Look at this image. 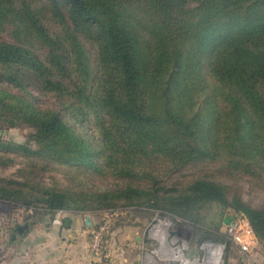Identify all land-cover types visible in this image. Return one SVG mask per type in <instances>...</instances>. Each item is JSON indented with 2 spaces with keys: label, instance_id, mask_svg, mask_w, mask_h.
I'll return each instance as SVG.
<instances>
[{
  "label": "trees",
  "instance_id": "16d2710c",
  "mask_svg": "<svg viewBox=\"0 0 264 264\" xmlns=\"http://www.w3.org/2000/svg\"><path fill=\"white\" fill-rule=\"evenodd\" d=\"M0 121L32 129L24 143L0 137V167L19 155L81 181L45 188L25 164L22 183L0 179V202L49 215L142 206L225 245L229 211L264 242V205L210 178L161 183L209 161L264 191V0H0Z\"/></svg>",
  "mask_w": 264,
  "mask_h": 264
},
{
  "label": "rangeland",
  "instance_id": "374dc122",
  "mask_svg": "<svg viewBox=\"0 0 264 264\" xmlns=\"http://www.w3.org/2000/svg\"><path fill=\"white\" fill-rule=\"evenodd\" d=\"M31 91L36 96L37 102L41 107H56V102L51 96L40 95L33 88H31ZM85 129H88L87 133H91L89 127L86 126ZM31 132L32 129L27 126L16 125L12 127L0 121V137L5 141L24 143ZM30 147L35 150L33 144H30ZM25 164L26 162L22 161L21 156H15L12 164L0 167V179L15 180L22 183V173L19 169L23 168ZM31 164L33 167L29 171L32 170L36 174L35 181L42 187L74 190L73 186L81 183L74 169L56 164L50 165L48 168H44L42 165L34 167V162L27 163L25 168L30 167ZM197 178H210L233 190H237L241 195L242 201L251 206L264 205V191L256 180L243 174L227 173L220 169L218 162L198 161L188 164L162 176L161 183L166 186H173L186 184ZM91 183L97 187L104 188L120 183V181L97 178L91 180ZM228 213L229 211L224 214L218 230L222 235H225L224 223L227 216H229ZM75 215L81 217V219H84V216H88L91 221L90 227L86 228L87 230L83 228V236L77 238L72 235L69 236L68 241L62 239L63 242L60 241L58 243L61 234L56 236L54 234L57 230L60 233L65 232L64 222L62 224L51 223L50 215L42 214L40 208L26 209L23 206L0 202V264L2 262V264L9 262L23 264L27 262L30 259V253H26L28 252L26 247L30 246L28 245L30 240L40 236V232L43 230L51 236L49 239L46 238V240L50 241L51 246L57 243L69 245L84 244L89 255L96 256L99 258L98 260L104 263L108 262V264H118L123 256H129L133 260L140 255L141 251L145 250L152 257L154 255L158 257L157 260L159 262L171 261L173 264H186L184 262L180 263V261H184L183 259L193 261L195 264H212L211 262L213 264H251L246 262L237 249L227 240L226 245L223 242L212 243L208 240H201L200 236H202L203 230L200 227L193 226L183 219L172 217L162 211L142 206L117 205L111 209L69 210L66 213L65 220H69L70 217H76ZM216 219H218V211L215 213L212 223L209 224L210 232H213V222ZM12 222L16 227L26 225V228L29 227V234H31L29 237L27 234L21 236L23 230L19 232L20 240L18 246L14 249V253L9 251L10 246H6V244L11 243L9 227ZM101 224L104 225V232L100 242L96 245V249H94L91 242L92 232ZM163 224L168 226L162 228ZM82 225L84 226L85 223H82ZM153 225H156L157 229H153ZM204 244L208 247L206 257ZM219 245L223 246L222 250ZM216 249H218L217 252ZM121 250H125L127 253L121 254ZM177 251H180V256H178ZM251 259L253 261L252 264H264V242L260 243L258 241ZM153 260L152 258L151 261L153 262Z\"/></svg>",
  "mask_w": 264,
  "mask_h": 264
},
{
  "label": "crops",
  "instance_id": "0c3cea01",
  "mask_svg": "<svg viewBox=\"0 0 264 264\" xmlns=\"http://www.w3.org/2000/svg\"><path fill=\"white\" fill-rule=\"evenodd\" d=\"M76 217H70L68 220V226H65V232H61L57 230L54 234L60 235V238L58 240V243L62 241V239H65L68 241L69 236L74 237H81L84 234L83 228H87L84 224V219H81V217L75 215ZM33 223V222H32ZM80 227H82L80 229ZM10 228V244H6V246H10V250L12 253H14V249L18 246V242L20 240V234L17 232V227L14 225V223H11ZM26 228V227H25ZM88 229V228H87ZM86 229V230H87ZM26 232V233H25ZM30 230L29 227L23 230L21 233V236L24 234H27L29 237L31 234H29ZM46 235V236H45ZM51 237L48 233H45V231L40 232V236H37L36 238H33L30 240V246L26 247V250L30 253L29 258L27 262H24L25 264H108L101 262L98 260L99 258L96 256H91L88 254V250L86 245L84 244H76V245H69V244H56L54 246H51L50 241L46 240V238L49 239ZM137 239V238H135ZM37 242L36 244H34ZM63 242V241H62ZM2 248V246H1ZM121 254H126L127 251L121 250ZM152 258L154 259L153 262L151 261ZM158 257L155 255L152 257L149 255L146 250L141 251L140 255L138 257H135L133 260L127 256H123L122 259L118 264H173L171 261L169 262H159L157 260ZM186 264H193V261H188L187 259H183ZM2 262V261H1ZM106 262V261H105ZM3 263V262H2ZM1 263V264H2ZM23 263V264H24ZM7 264H16V262H9Z\"/></svg>",
  "mask_w": 264,
  "mask_h": 264
},
{
  "label": "built area",
  "instance_id": "2783aa9c",
  "mask_svg": "<svg viewBox=\"0 0 264 264\" xmlns=\"http://www.w3.org/2000/svg\"><path fill=\"white\" fill-rule=\"evenodd\" d=\"M67 211L58 210L50 215V222L55 224H62L66 217ZM105 224V223H104ZM168 226V225H167ZM153 229H157L156 225H153ZM104 232V225H99L95 231L92 232L91 242L92 248L96 249V245L100 242ZM224 234L226 240L234 246L239 252L240 256L246 260V262L253 263L251 255L256 248L258 241L252 230V227L248 219L242 214H235L229 217L224 223ZM220 246V245H219ZM205 247V257L208 254V247ZM221 247V246H220ZM222 250V247H221ZM221 254V253H220Z\"/></svg>",
  "mask_w": 264,
  "mask_h": 264
},
{
  "label": "water",
  "instance_id": "95a60500",
  "mask_svg": "<svg viewBox=\"0 0 264 264\" xmlns=\"http://www.w3.org/2000/svg\"><path fill=\"white\" fill-rule=\"evenodd\" d=\"M84 222H85L86 227L89 228L91 225V221H90V218L88 216H84ZM68 223H69L68 219L64 220L65 226H68ZM213 245H215V244H213ZM221 247L223 248V246H221Z\"/></svg>",
  "mask_w": 264,
  "mask_h": 264
},
{
  "label": "bare ground",
  "instance_id": "6f19581e",
  "mask_svg": "<svg viewBox=\"0 0 264 264\" xmlns=\"http://www.w3.org/2000/svg\"><path fill=\"white\" fill-rule=\"evenodd\" d=\"M166 227H167V224H163V225H162V228H166ZM177 253H178V256L181 255L180 251H177ZM173 257H175V256H173ZM175 258H176V257H175ZM193 264H195V262H193Z\"/></svg>",
  "mask_w": 264,
  "mask_h": 264
}]
</instances>
